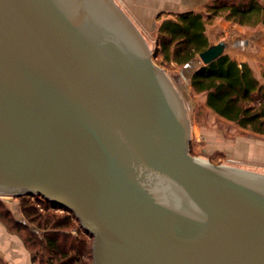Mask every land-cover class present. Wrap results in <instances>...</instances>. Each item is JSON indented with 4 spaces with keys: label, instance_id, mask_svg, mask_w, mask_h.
Masks as SVG:
<instances>
[{
    "label": "water",
    "instance_id": "1",
    "mask_svg": "<svg viewBox=\"0 0 264 264\" xmlns=\"http://www.w3.org/2000/svg\"><path fill=\"white\" fill-rule=\"evenodd\" d=\"M189 141L179 92L114 0H0L1 197L72 213L91 264H264V173Z\"/></svg>",
    "mask_w": 264,
    "mask_h": 264
},
{
    "label": "trees",
    "instance_id": "2",
    "mask_svg": "<svg viewBox=\"0 0 264 264\" xmlns=\"http://www.w3.org/2000/svg\"><path fill=\"white\" fill-rule=\"evenodd\" d=\"M178 17L164 19L158 26L160 63L183 66L196 58L210 45L206 25L217 18L264 27V0H212L205 12L190 10ZM189 85L193 93H204L205 106L216 116L264 136V67L258 78L247 63H238L223 52L209 63L201 62L192 71ZM18 198L23 200L21 211L26 222L14 218L2 205L0 219L21 236L34 260L41 264H91V236L72 213L49 210L53 205L38 196ZM35 202L43 203V211Z\"/></svg>",
    "mask_w": 264,
    "mask_h": 264
},
{
    "label": "rangeland",
    "instance_id": "3",
    "mask_svg": "<svg viewBox=\"0 0 264 264\" xmlns=\"http://www.w3.org/2000/svg\"><path fill=\"white\" fill-rule=\"evenodd\" d=\"M218 19H215L214 22ZM210 34L214 35L213 39L216 41L214 44L220 41L219 33L215 35L214 31H211ZM144 38L153 53L154 62L164 69L183 100L190 127V152L213 163L234 165L264 173V161H259L264 158V136L241 128L232 122L216 116L207 109L204 104V93H193L190 88L188 77L191 68L189 66H176L173 62L160 63L161 56L158 55V39L155 33H146ZM239 140H243L246 143H243L242 150L237 152L239 145L236 142ZM243 155H248L249 159L243 158ZM4 198L0 196L2 202L0 205L8 209L12 216H14L13 211H21L22 199L15 196H7V199ZM28 200L34 201V198L29 197ZM42 204H36L40 211H43ZM55 208V206H50L49 210L62 214V211ZM20 220H24L25 222L27 220L23 213ZM73 222L75 223L74 226H76L77 222L75 220ZM72 230L76 231L75 229Z\"/></svg>",
    "mask_w": 264,
    "mask_h": 264
},
{
    "label": "crops",
    "instance_id": "4",
    "mask_svg": "<svg viewBox=\"0 0 264 264\" xmlns=\"http://www.w3.org/2000/svg\"><path fill=\"white\" fill-rule=\"evenodd\" d=\"M114 1L136 25L141 34L145 36L146 33H155L157 38L158 26L164 19H180L178 17L179 13L190 10L205 12L206 6L211 3L212 0ZM211 31H214L215 35L218 33L220 34L219 40L225 43V53L238 63H247L251 67L254 74L258 78H261V69L264 67V27L256 26L255 28L239 25L224 18H219L213 24L206 25V35L210 45L216 42L214 41L215 39H213L214 35L212 36V34H210ZM192 60L183 65L184 67L189 66V68H191L188 81L192 71L200 64H192ZM174 65L177 66L175 63ZM236 143L239 145L237 152H240L242 150L243 143L246 142L239 140ZM243 158L249 159L248 155H243ZM259 161H264V158ZM13 214V217L18 220L22 217V211L20 210L13 211ZM0 264H41L32 258V255L21 236L18 233L11 231L1 219Z\"/></svg>",
    "mask_w": 264,
    "mask_h": 264
},
{
    "label": "built area",
    "instance_id": "5",
    "mask_svg": "<svg viewBox=\"0 0 264 264\" xmlns=\"http://www.w3.org/2000/svg\"><path fill=\"white\" fill-rule=\"evenodd\" d=\"M51 207H54V206H51ZM55 209H59V211H63V209L60 208V207H56ZM72 231H73V230H72ZM73 233H76V231H73Z\"/></svg>",
    "mask_w": 264,
    "mask_h": 264
},
{
    "label": "bare ground",
    "instance_id": "6",
    "mask_svg": "<svg viewBox=\"0 0 264 264\" xmlns=\"http://www.w3.org/2000/svg\"><path fill=\"white\" fill-rule=\"evenodd\" d=\"M6 198V197H5Z\"/></svg>",
    "mask_w": 264,
    "mask_h": 264
}]
</instances>
